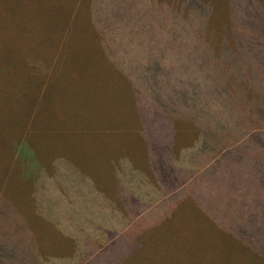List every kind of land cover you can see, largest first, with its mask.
I'll return each mask as SVG.
<instances>
[{"label":"rangeland","instance_id":"1","mask_svg":"<svg viewBox=\"0 0 264 264\" xmlns=\"http://www.w3.org/2000/svg\"><path fill=\"white\" fill-rule=\"evenodd\" d=\"M160 1L166 30L163 5L171 0ZM210 1L219 9V0ZM257 1L264 6V0ZM90 2L0 0V197L19 210V217L11 212L8 220L0 217V257L6 263L31 253L25 248L32 239L40 241L44 256L71 257L69 237L54 228L59 223L64 230H85L88 249L81 264H264L260 120L251 119V127L241 133L239 122L226 115V125H214L212 137L219 138L223 128L228 138L189 154L186 148L193 147V139L185 127L171 129L152 120L155 91L150 85L175 77L169 63L179 61L169 47V32L154 39L150 35L149 41L136 32L132 44L120 37L129 51H120L118 60L140 90L133 93L102 59L91 31ZM237 2L247 9L244 24L258 23L259 28L241 26L234 36L244 43L249 32L261 41L247 49L241 40L228 38L233 51L223 53L224 43L210 51L212 59L218 56L221 72L216 76L242 79L244 98L257 111L264 99L256 97L263 88L258 80L264 82V15L252 21L256 6ZM215 15L220 18L217 11ZM216 30L221 43L224 34ZM109 38L103 41L111 48ZM165 38L167 47L161 52L157 43ZM153 51L162 56L163 69L151 73L148 84L134 79L138 59L145 68L158 61ZM189 53L182 52L180 70L203 80L197 69H206L193 59L202 54ZM230 58L229 64L225 60ZM248 65L254 73H248ZM212 93L206 96L219 102L240 95L236 90ZM114 164L122 174L121 205L117 176L110 171ZM83 175L91 176L94 185ZM243 234L257 239L251 242Z\"/></svg>","mask_w":264,"mask_h":264},{"label":"trees","instance_id":"2","mask_svg":"<svg viewBox=\"0 0 264 264\" xmlns=\"http://www.w3.org/2000/svg\"><path fill=\"white\" fill-rule=\"evenodd\" d=\"M248 1L256 6L255 13H252L254 16L251 17L250 20L253 21L254 18L262 19V15H264V6L257 0ZM218 6L219 9L217 5L210 0H171L170 3L163 5V9L168 13L169 19L167 20L169 28L167 27V29L164 30L166 26L161 15L160 8L162 7V2L160 0H91L90 2V22L92 29L90 24L89 27L100 44L99 51L102 55V59L119 77H122L123 80L126 81L130 91L133 93L137 94L140 90L135 80L132 81L131 77L125 71L123 72V64L118 60L120 51L122 54H127V51H129L127 50L128 48H123L125 46L120 37L125 36L129 38L132 44L137 41L136 32L146 34L148 36L147 41H149L150 35H152V39H154V37L160 33L166 34L167 31L169 32L172 38L169 47H173L176 50V56L179 58V61L169 63L172 72L175 73V77L165 78L167 80L166 84L161 82L159 85H156V83L153 82L150 85L155 91L153 96L154 100L152 98L154 103L152 120L171 125V129L185 127L186 131L192 135L193 139V147L189 146L186 148L189 154L192 150H202V148L211 143L213 146H217L216 142H223L228 138L223 132V128L222 131H220L219 138L212 137L215 128L214 125L220 126V128L226 125V115L232 114V118L239 122L238 129L241 133L243 128L251 127V119L252 121L260 120L264 127V111L262 109L264 99L261 101V108L256 111L255 106L248 103L244 98L243 91L245 90L243 86H241V84H244L242 79L240 82H234L233 78L228 76V74H224V77L218 78L216 73L221 72L217 69L216 61L218 60V56L216 57L213 55L212 59L210 51L215 50L214 48L222 43L225 44V46L222 45V48H224L222 51L223 53L233 51V49H229L232 48V46L228 45V38H232L230 39L232 43H239L240 40L241 43H243L240 37L234 36L233 30L240 31L241 26L250 31L258 30L259 24H251V27L244 24L246 19H244L243 11L247 9L242 7V5L240 6L237 0H219ZM222 6L224 9L221 8ZM216 11L220 16L218 19H216L217 15H215ZM252 21L249 23H252ZM217 22L219 23L216 25ZM216 29H221L220 35L224 34L223 42L221 41V43L216 38ZM107 35L110 37L109 42L112 41L111 48L103 41V37ZM244 36L246 37L244 43L248 45L245 47L247 49L257 48V44L261 41L260 38H258L260 35L257 37L248 32L246 35L244 34ZM159 38H161V35ZM143 42L145 43V41ZM166 42L168 43L167 39L157 43V47H162L161 52H163V48L167 47ZM185 50L190 51L189 56H192V51L202 54L197 57L193 56V59L206 69L205 72L199 68L197 69V71L204 73L203 80L201 76L185 74L180 70L182 65L180 59L183 58L182 52ZM151 54L152 57H155L158 61L149 68H145L141 65L140 59H138V65L132 68L133 72L131 74L134 76V79L144 81L147 84L151 73L154 74V72L163 69L162 56L157 54L156 51H153ZM236 59L240 60V58ZM225 61H228L229 64L232 63L231 58ZM249 67L248 65V73H254ZM223 71H225L224 66ZM171 81L172 83L170 84ZM257 84L260 85V88H263L260 91L261 93L256 97L264 98V82L259 79ZM156 86H158V90L155 89ZM233 90L239 92L240 95L237 93V97L231 96L226 99L224 97V102L209 98V96H213L212 91H214L215 95L219 91L223 95H225V93L230 95ZM206 95L209 96L207 97ZM182 100L186 103L184 106L181 104ZM191 101L195 104H191ZM224 103L226 107H221ZM241 103L246 105V107H241ZM261 137L262 136L255 139L259 141ZM214 151L215 149L211 152ZM112 170L116 173L118 187L122 193V189H124L122 174H119L120 170L115 164L112 168L110 167V171ZM59 175L61 176V174ZM77 176L78 175H76V180H78ZM83 178L85 181H89L88 184L92 182L94 185L91 176L83 175ZM129 202H131L130 199ZM4 207L6 209H3ZM8 212H11L12 216L19 217V210L17 207H14V203H8L0 197V217L6 215L7 217L3 220L10 219L11 216ZM53 224H55L54 228L57 232H61L62 230L66 236L69 237L66 238V240L70 242L69 253L71 257L69 255L44 256L43 253H41L42 248H40L37 242L39 240L32 239V245H27L25 248V252L30 250L32 251L31 253H25L16 258L12 257L13 259L11 258L9 261H7L6 257V263H4V258L0 257V264H27L28 257L32 258L33 264H81L87 256L86 251L88 249V239L82 236L85 230L83 228L79 230H70L68 226L66 228L67 230H64L62 224ZM244 237L251 242L257 239V237L243 234L242 238ZM260 248V252L263 251L261 256L264 260V240ZM253 252L255 253L256 251ZM256 253L259 254V252Z\"/></svg>","mask_w":264,"mask_h":264},{"label":"crops","instance_id":"3","mask_svg":"<svg viewBox=\"0 0 264 264\" xmlns=\"http://www.w3.org/2000/svg\"><path fill=\"white\" fill-rule=\"evenodd\" d=\"M117 185H118V180H117ZM117 204H122V193H121V191H120V189H119V187H117ZM131 201H132V199H131Z\"/></svg>","mask_w":264,"mask_h":264}]
</instances>
